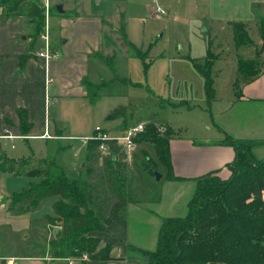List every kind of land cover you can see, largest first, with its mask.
<instances>
[{
  "label": "rangeland",
  "instance_id": "obj_1",
  "mask_svg": "<svg viewBox=\"0 0 264 264\" xmlns=\"http://www.w3.org/2000/svg\"><path fill=\"white\" fill-rule=\"evenodd\" d=\"M39 1L44 7L46 0ZM72 1L50 0L49 9L45 10L50 49L58 55L51 60L62 57L59 50L64 38L61 33L66 27L60 21L67 23L75 19L76 12L69 9ZM112 1V14L108 18L111 26L91 41L98 42V49L92 48L90 41L86 42L91 48L87 77L100 86L98 99L91 102L88 97H61L59 93L56 99L48 97L50 135L60 137L2 141V154L13 159L52 161L70 181L80 184L86 177V164L88 166L86 146L89 141L85 140L93 137L97 128L109 135L121 136L124 129L143 124L145 140L169 139L172 171L176 177L187 179L188 173L194 171L189 170L195 166L193 161L206 157L205 148L225 147L217 143L226 136L238 140L248 135L240 120L241 113L232 106L237 63L252 56L258 58L257 52L264 58V49L257 45L254 51L248 46L235 45L229 23L235 13L229 6L222 11L217 0ZM59 5L62 14L58 13ZM230 6L233 7L232 2ZM109 7L105 6L107 12ZM156 9L161 12L156 13ZM90 14L87 9L80 17ZM1 20L4 23L2 15ZM248 29L249 38L256 45L263 34L253 24H249ZM30 38L34 40L28 52L44 51L42 39ZM78 40L82 38H76V46H79ZM204 72L208 74L210 94L206 92ZM50 93L52 96L53 90ZM149 126H153L150 134ZM253 154L258 160H264V146L253 148ZM99 156L96 178L104 175L106 156L102 153ZM117 158L127 166L125 192L132 204L127 207L124 218L132 227L130 243L154 252L161 220L187 216L195 182L171 180L149 142L136 143L131 156L120 151ZM156 175L161 178L156 180ZM29 183L27 179L9 181V185L19 191L26 189ZM55 200L48 199L37 209L20 215L27 222V230L14 237L16 248L8 247V240L0 238V254L14 257L13 264H66L64 260L50 259L47 250L51 234L46 218L52 215ZM130 254L133 257L132 252ZM134 259L143 264L142 257ZM89 261L87 257L86 264Z\"/></svg>",
  "mask_w": 264,
  "mask_h": 264
},
{
  "label": "trees",
  "instance_id": "obj_2",
  "mask_svg": "<svg viewBox=\"0 0 264 264\" xmlns=\"http://www.w3.org/2000/svg\"><path fill=\"white\" fill-rule=\"evenodd\" d=\"M6 9L4 22L25 18L31 27L32 37L40 38L46 22L45 7L39 0H0ZM234 42L237 47L251 46L252 42L241 23H233ZM133 49V46L130 45ZM26 58H18L21 65ZM258 60H238L237 89L240 81L249 82L260 73ZM206 92L210 94L208 74ZM91 102L98 99V85L83 83ZM19 128L27 135L32 126L22 111L18 112ZM149 126L148 133H151ZM145 130L135 143L149 142L158 161L168 170L171 180L191 178L176 177L171 168L169 139L147 138ZM227 138V139H226ZM217 145L233 149V161L227 165L230 176L222 179L218 172L194 178L195 192L188 203L185 217L161 220L157 248L154 252L132 249L145 264H264V160H258L253 148L263 146V141L236 140L226 136ZM99 141H89L86 146L85 179L80 183L70 181L63 170L52 161H30L0 155V174L15 179H30L26 189L13 192L7 209L13 216L37 209L43 202L55 198L52 215L47 216L51 239L47 244L52 260L73 259L86 264L90 261H110V246H101L94 234L106 231L116 220L124 219L132 199L125 192L126 164L118 161L121 149L108 143L103 161L104 175L96 178L99 161ZM36 179V180H34ZM56 227L55 229H52ZM1 264H6L1 260Z\"/></svg>",
  "mask_w": 264,
  "mask_h": 264
},
{
  "label": "crops",
  "instance_id": "obj_3",
  "mask_svg": "<svg viewBox=\"0 0 264 264\" xmlns=\"http://www.w3.org/2000/svg\"><path fill=\"white\" fill-rule=\"evenodd\" d=\"M49 2L50 0L48 4H50ZM230 2L233 3V7L230 6ZM216 3L219 8H222V11H226L227 6L230 7L229 10L235 13V17L230 19L229 23H241L248 37V26L253 24L259 33L263 34V37L257 41L256 45L251 44L248 47L256 51L257 45H259L262 50L264 49V0H217ZM113 4L114 2H110V0H73L69 9L76 12L75 19L67 23L60 21L66 27V31L61 33L64 38L62 50H59L62 57L58 60H49L48 63L38 58L39 51V53L34 54L28 52V48H30L31 43L33 44L34 39L31 40L30 38L33 33L27 20L21 17L9 19L2 23L3 10L0 8V137H13V139H0V154H2V141L12 143L16 139L26 141L34 138L46 140L60 137L55 134L54 136L50 135L47 101L51 97L56 99L57 93L61 97L67 96L78 99L87 97L83 83L84 81L93 83L87 77L88 55L91 54V48L86 46V42L90 41L93 44L92 48L98 49V42L93 43L91 41L97 36L103 35L104 29H109L111 26L108 18L112 14ZM110 5L111 7H109ZM105 6L109 7L108 12ZM87 9L90 10L91 14L80 17V14L84 15ZM27 34H29L28 39ZM23 35H26L25 39H21ZM76 38H82L81 41L78 40L79 46L74 44ZM23 40L27 42H23ZM256 54L258 58L252 56L247 60L261 62L260 73L249 82L240 81L234 92L232 106L241 113L240 120L244 130H247L246 134H248L246 137H238L240 138L238 140H264V58L259 56L258 52ZM25 55L26 58L21 65L18 58ZM49 79L53 80L51 85H47ZM56 81H58L57 85ZM51 90H53L52 96ZM19 111L25 114L32 126L27 135H24L19 128ZM127 129L129 128L124 129L122 133ZM57 135L59 134L57 133ZM205 149L206 157L198 160V162H195L197 159L193 161L195 166H191L189 170L194 169V171L188 173L186 178H191L193 181L194 178L211 172H218L219 177L227 179L230 176L227 165L233 161V149L215 145ZM25 179L27 178L15 179L10 175L0 174V238L8 240V247L16 248L17 240L14 237L23 234L28 228L23 216H13L7 209L10 195L19 191L13 189L9 185V181L13 183ZM130 230H132L131 224L128 219L124 218L111 223L105 232L94 234L101 239L102 247L110 246L111 260L89 261L88 264H139L134 259L138 255L133 253L132 249H144L130 243L132 240ZM12 240L15 241L12 242ZM130 251L133 257L131 254L129 255ZM0 260H4L6 264H13L15 258L0 254ZM142 263L145 264L143 258Z\"/></svg>",
  "mask_w": 264,
  "mask_h": 264
},
{
  "label": "built area",
  "instance_id": "obj_4",
  "mask_svg": "<svg viewBox=\"0 0 264 264\" xmlns=\"http://www.w3.org/2000/svg\"><path fill=\"white\" fill-rule=\"evenodd\" d=\"M48 1H45V10L49 9ZM156 13L161 12L159 9L155 10ZM48 29L46 27L44 34L40 36V39H42L44 43V51L40 52L38 54V58L42 59L45 63H48L49 60L55 59L58 57V55L54 52H51L50 49V40L47 33ZM52 80H47V84L51 83ZM144 131V125H138L133 128L127 129L121 136H111L106 131L97 128L94 131V136L91 138L86 139L85 141H99L98 145V151L102 154H106L108 152L107 145L108 143L114 144L116 147L120 148L121 151L125 152L127 155L131 156V154L134 151L135 147V139ZM0 139H13V137H0ZM262 200L264 202V191L262 193ZM88 256L84 255L83 260ZM66 264H75L73 259H65L64 260ZM11 264V263H10Z\"/></svg>",
  "mask_w": 264,
  "mask_h": 264
},
{
  "label": "water",
  "instance_id": "obj_5",
  "mask_svg": "<svg viewBox=\"0 0 264 264\" xmlns=\"http://www.w3.org/2000/svg\"><path fill=\"white\" fill-rule=\"evenodd\" d=\"M57 10H58V13H60V14L63 13L62 6L61 5L57 6ZM160 178H161L160 175H156V180H159Z\"/></svg>",
  "mask_w": 264,
  "mask_h": 264
}]
</instances>
